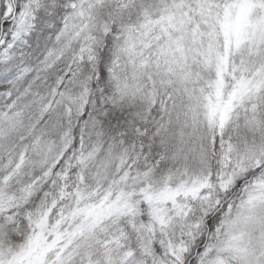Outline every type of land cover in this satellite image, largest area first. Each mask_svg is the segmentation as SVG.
Masks as SVG:
<instances>
[{"label": "snow or ice", "instance_id": "obj_1", "mask_svg": "<svg viewBox=\"0 0 264 264\" xmlns=\"http://www.w3.org/2000/svg\"><path fill=\"white\" fill-rule=\"evenodd\" d=\"M0 264H264V0H0Z\"/></svg>", "mask_w": 264, "mask_h": 264}]
</instances>
